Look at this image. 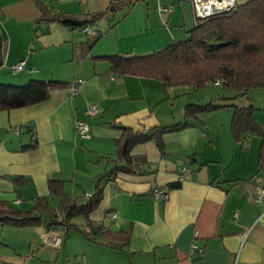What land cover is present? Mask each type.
Wrapping results in <instances>:
<instances>
[{"label": "crops", "instance_id": "1", "mask_svg": "<svg viewBox=\"0 0 264 264\" xmlns=\"http://www.w3.org/2000/svg\"><path fill=\"white\" fill-rule=\"evenodd\" d=\"M39 1L51 13L104 11L89 25L102 35L88 49L90 35L83 27L40 20L35 0H0V83L83 80L74 95L68 88L54 89L40 103L0 111V200L19 209H29L37 197L56 208L60 196L49 191L50 178L61 180L62 193L80 202L112 167L121 126L145 132L179 122L184 106L192 103L178 97L192 89L113 74L107 60L95 58L144 55L180 40L176 35L197 23L189 0ZM21 60V70H9ZM253 90L240 104L236 101L245 94L204 96L193 90L201 94L196 102L206 97L226 106L163 134L164 155L152 140L135 145L131 155L146 162L136 172L101 181L102 198L88 217L100 227L94 241L83 234L90 226L81 218L67 231L47 226V217L39 226L0 224V264H264V201H254L256 186L264 185V171L257 166L260 136L234 141L230 130L234 107L249 104L264 130V96ZM90 103L101 107L100 114L87 115ZM76 119L88 124V137L78 135ZM17 178L24 182L18 185ZM154 187L165 188L167 198L151 196ZM105 230L127 232L128 238L105 236ZM46 234H61L60 248L44 244Z\"/></svg>", "mask_w": 264, "mask_h": 264}, {"label": "trees", "instance_id": "2", "mask_svg": "<svg viewBox=\"0 0 264 264\" xmlns=\"http://www.w3.org/2000/svg\"><path fill=\"white\" fill-rule=\"evenodd\" d=\"M35 3L41 11L40 20L56 21L71 28L92 25L104 13H51L39 0H35ZM196 19L197 23L186 31V39L174 40L162 49L144 55L116 54L95 58L107 60L113 74L152 78L165 87H188L198 91L207 86H220L234 92L231 98L244 95L251 89H264V0H247L241 4L235 2L230 11ZM101 35L97 31L90 35L87 48L90 49ZM212 40H221L223 44L208 45V41ZM215 81L219 83L215 84ZM61 88H69V82L30 80L24 84L0 83V111L40 103L49 97L50 91ZM231 98L221 97L222 100ZM224 106L226 105L217 103V99L201 104L187 103L183 108L181 121L154 126L145 132H134L130 127L121 126V135L116 141V158L111 160L112 167L97 178L94 191L84 202H78L76 198L62 193L63 182L50 178L49 191L60 196L56 208L49 206L44 197L35 198L29 209L14 208L0 200V224L39 226L46 224L44 217H47V226H63L67 231L74 227L75 218H81L90 226V230L83 231V234L94 241L100 233V227L93 225L88 217L102 198L101 181L115 177L118 172H136L146 162L141 156L131 155L132 148L152 140L164 155L163 134L191 126L199 113ZM253 111L251 104L245 107L235 106L230 130L234 141H240L251 133L260 136L257 166L258 170L264 171V130L254 119ZM15 180L18 185L24 182L21 178ZM101 233L111 237L123 234L126 240L128 238V233L122 231L105 230Z\"/></svg>", "mask_w": 264, "mask_h": 264}, {"label": "built area", "instance_id": "3", "mask_svg": "<svg viewBox=\"0 0 264 264\" xmlns=\"http://www.w3.org/2000/svg\"><path fill=\"white\" fill-rule=\"evenodd\" d=\"M193 7V12L195 17L197 18H206L211 15L217 14V13H223L230 11L235 6V0H189ZM158 10L160 13H168L169 8L168 7H158ZM83 30L88 33L89 35L95 34V31H93L89 25L83 26ZM24 66V60H21L13 65L10 66L11 71H19ZM83 82L82 79H74L69 82V93L71 95L76 94L79 91V87L81 83ZM218 81H215V84H218ZM101 107L96 103H90L87 106L86 113L90 116H95L100 114ZM74 129L77 131L78 135L81 138L88 137V124L81 119H76L74 121ZM15 132H19V127L14 128ZM179 180H182V177L179 178ZM151 196L159 199H166L168 196V192L163 187H154L151 191ZM254 201L256 203H261L264 201V185H257L255 188V194H254ZM264 213V208H263ZM110 217L113 219L115 217V213H110ZM62 243V235L61 234H46L44 237V244L54 248L58 249L60 248ZM193 249H198L197 246L192 243ZM200 251V249H198ZM64 264H76L70 261L65 262Z\"/></svg>", "mask_w": 264, "mask_h": 264}, {"label": "rangeland", "instance_id": "4", "mask_svg": "<svg viewBox=\"0 0 264 264\" xmlns=\"http://www.w3.org/2000/svg\"><path fill=\"white\" fill-rule=\"evenodd\" d=\"M119 14H120V10L117 11V14L116 15L118 16ZM170 24H171V22L169 23V26H170ZM176 36H177L178 39H186L187 38V34L186 33H184V35H176ZM9 70H10V67H9ZM173 88H176L177 89V87H173ZM188 89H190V88H188ZM202 90H203V92H202ZM256 91L261 92L262 93V96H264V89H261V88H255V90L250 91V93L253 94ZM218 92H220V93H225L226 92L225 94L228 95V94H231L233 91L231 92L228 89L227 90L226 89L223 90L220 86H207L206 88L201 89V92L200 93L202 95L204 94V96H208V94H214V93H218ZM200 93L197 94L196 92H193V90L192 91L191 90L190 91L188 90L187 94H184L182 96L180 95L178 97H179L180 101H182V100H185V101L191 100L192 103H199V104L207 102L206 101L207 99H205L206 97H204V99L201 100V101H198V102L195 101V100H200V99H197V98L201 97V94ZM240 96H243V95H240ZM240 96H238V97H240ZM246 99H247V95L245 94L244 95V98H239L236 102H239V104H240L241 101L246 102ZM80 198L81 199L79 201L80 202H84L87 199V195L86 194L85 195L81 194ZM78 221H79L78 218H75L74 219V222L77 224V226H79Z\"/></svg>", "mask_w": 264, "mask_h": 264}, {"label": "water", "instance_id": "5", "mask_svg": "<svg viewBox=\"0 0 264 264\" xmlns=\"http://www.w3.org/2000/svg\"><path fill=\"white\" fill-rule=\"evenodd\" d=\"M1 36H0V66L2 65V52H1ZM223 44V41L221 40H212V41H208V45H220Z\"/></svg>", "mask_w": 264, "mask_h": 264}]
</instances>
